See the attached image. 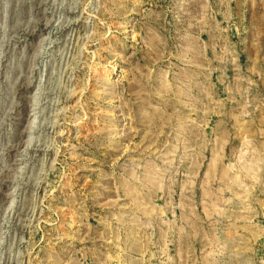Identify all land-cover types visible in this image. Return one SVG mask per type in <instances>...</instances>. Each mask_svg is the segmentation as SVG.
Segmentation results:
<instances>
[{
	"label": "rangeland",
	"instance_id": "rangeland-1",
	"mask_svg": "<svg viewBox=\"0 0 264 264\" xmlns=\"http://www.w3.org/2000/svg\"><path fill=\"white\" fill-rule=\"evenodd\" d=\"M0 264H264V0H0Z\"/></svg>",
	"mask_w": 264,
	"mask_h": 264
},
{
	"label": "bare ground",
	"instance_id": "bare-ground-1",
	"mask_svg": "<svg viewBox=\"0 0 264 264\" xmlns=\"http://www.w3.org/2000/svg\"><path fill=\"white\" fill-rule=\"evenodd\" d=\"M111 72V71H110Z\"/></svg>",
	"mask_w": 264,
	"mask_h": 264
}]
</instances>
